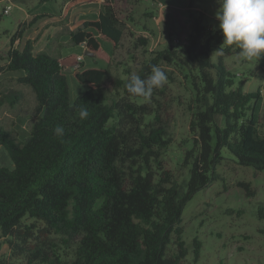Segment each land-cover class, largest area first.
Listing matches in <instances>:
<instances>
[{
    "label": "trees",
    "instance_id": "obj_1",
    "mask_svg": "<svg viewBox=\"0 0 264 264\" xmlns=\"http://www.w3.org/2000/svg\"><path fill=\"white\" fill-rule=\"evenodd\" d=\"M132 1L102 0L97 18L76 24L72 42L95 54L100 40H106L113 60ZM22 34L18 30L10 38L4 69L23 72L17 81L31 87L38 118L23 141L0 126V147L13 165L0 166V234L12 256H23L22 264H181L187 255L183 208L196 191L217 179L222 150L239 165L264 169V131L253 114L259 92L243 91L246 78L235 83L224 65V57L240 49L223 45L219 29L205 33L198 15L186 44L155 51L136 73L110 81L111 89L106 78L112 61L105 67H78L73 76L88 88L70 103L59 58L48 50L34 53L30 40L14 47ZM147 44V37L138 36L133 49L146 50ZM212 52L218 53L215 62ZM175 61L191 75L194 91L193 143L182 161L189 172L185 184L162 162V152L171 144L167 124L148 102H136L142 96L126 88L131 76L147 79L153 65ZM16 100L15 93L0 91V106H13ZM81 109L88 111L87 118H80ZM57 126L64 128L63 136L55 135ZM237 184L247 196L254 194L248 182ZM257 216L264 219V204ZM56 237L70 249L69 256L59 252L52 241ZM193 246L197 261L199 240Z\"/></svg>",
    "mask_w": 264,
    "mask_h": 264
},
{
    "label": "rangeland",
    "instance_id": "obj_2",
    "mask_svg": "<svg viewBox=\"0 0 264 264\" xmlns=\"http://www.w3.org/2000/svg\"><path fill=\"white\" fill-rule=\"evenodd\" d=\"M8 1L11 9L8 14H3L7 0H0V91L15 93L18 100L13 106L8 102L0 106V126L16 132L21 141L28 137L29 127L38 115L31 87L17 81L23 72L4 69L10 38L16 31L23 30V34L14 41V47L20 48L30 40L34 53L48 50L62 61L69 102L72 103L88 88L73 76L78 67H105L112 61L106 78V85L111 89L110 81L136 73L155 51L186 44L193 17L201 15L205 33L219 29V21L215 18L219 8L217 0H133L130 17L125 19L121 45L112 60L108 41L101 39V49L93 54L70 38L80 19L97 18L102 0ZM120 13L126 14L123 10ZM35 14L42 16L34 20ZM138 36L147 37L146 50L133 49ZM217 54L211 53L213 62L217 60ZM224 65L233 73L235 83L246 78L243 91L259 92L260 98L253 102V114L255 119L259 118V129L264 131V57L249 61L237 51L224 57ZM158 67L166 73V83L154 89L149 97L137 98L136 102H148L167 124L171 144L163 150L162 162L179 183L185 184L189 172L188 167L182 165L183 155L193 143L189 131L194 111L191 75L176 61L160 62ZM216 120L223 125L221 115H217ZM222 157L215 169L217 179L196 191L183 208L180 224L187 255L181 264H264V219L257 216L258 206L264 204V169L239 165L225 148ZM0 166H13L3 147H0ZM240 181L250 184L254 191L252 196H247L238 186ZM36 225L42 227L43 224L36 222ZM194 239L201 244L197 261L193 258ZM52 241L59 244L60 253L69 256L70 249L59 238ZM11 262L22 264L24 258L13 257L6 238L0 234V264Z\"/></svg>",
    "mask_w": 264,
    "mask_h": 264
},
{
    "label": "clouds",
    "instance_id": "obj_3",
    "mask_svg": "<svg viewBox=\"0 0 264 264\" xmlns=\"http://www.w3.org/2000/svg\"><path fill=\"white\" fill-rule=\"evenodd\" d=\"M219 8L215 18L223 36V45H235L240 56L246 60L264 57V0H217ZM167 81L166 73L153 65L147 79L133 75L126 84L133 96L149 97L153 90L162 87ZM81 119L88 117V111L81 109ZM55 135L63 136L64 128L57 126Z\"/></svg>",
    "mask_w": 264,
    "mask_h": 264
},
{
    "label": "built area",
    "instance_id": "obj_4",
    "mask_svg": "<svg viewBox=\"0 0 264 264\" xmlns=\"http://www.w3.org/2000/svg\"><path fill=\"white\" fill-rule=\"evenodd\" d=\"M10 9H11V4L7 0V2L5 3L4 8L2 9L3 14H8ZM79 58H81V57L79 56Z\"/></svg>",
    "mask_w": 264,
    "mask_h": 264
},
{
    "label": "crops",
    "instance_id": "obj_5",
    "mask_svg": "<svg viewBox=\"0 0 264 264\" xmlns=\"http://www.w3.org/2000/svg\"><path fill=\"white\" fill-rule=\"evenodd\" d=\"M99 12H100V11H98L97 16H98ZM83 19H93V18H83ZM80 20H82V19H80ZM78 23H79V22H78ZM77 45L79 46V45H81V44H77ZM59 60H60V59H59ZM60 63L63 65V63H62L61 60H60ZM63 67H64V66H63Z\"/></svg>",
    "mask_w": 264,
    "mask_h": 264
},
{
    "label": "water",
    "instance_id": "obj_6",
    "mask_svg": "<svg viewBox=\"0 0 264 264\" xmlns=\"http://www.w3.org/2000/svg\"><path fill=\"white\" fill-rule=\"evenodd\" d=\"M91 53V52H90Z\"/></svg>",
    "mask_w": 264,
    "mask_h": 264
}]
</instances>
